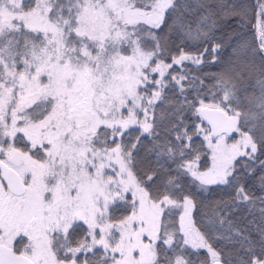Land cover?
<instances>
[{"label": "snow or ice", "instance_id": "obj_1", "mask_svg": "<svg viewBox=\"0 0 264 264\" xmlns=\"http://www.w3.org/2000/svg\"><path fill=\"white\" fill-rule=\"evenodd\" d=\"M0 264H264V0H0Z\"/></svg>", "mask_w": 264, "mask_h": 264}, {"label": "trees", "instance_id": "obj_2", "mask_svg": "<svg viewBox=\"0 0 264 264\" xmlns=\"http://www.w3.org/2000/svg\"><path fill=\"white\" fill-rule=\"evenodd\" d=\"M250 2V0H249ZM249 37H250V33L248 34ZM190 179V178H189ZM190 187L192 188V190L195 192L196 191V186L195 185H190ZM216 195H219L218 193H212L211 196H216ZM197 196H198V199H201V200H208V199H211V196H205V195H201L199 193H197ZM194 217L199 219V217L194 213Z\"/></svg>", "mask_w": 264, "mask_h": 264}]
</instances>
